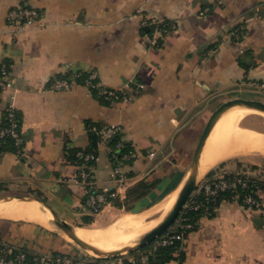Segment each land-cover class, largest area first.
I'll return each mask as SVG.
<instances>
[{
	"label": "crops",
	"instance_id": "0c3cea01",
	"mask_svg": "<svg viewBox=\"0 0 264 264\" xmlns=\"http://www.w3.org/2000/svg\"><path fill=\"white\" fill-rule=\"evenodd\" d=\"M218 1L0 0V59L10 65L13 82L0 93V120L9 105L21 116V147L0 151V194L33 192L74 226L94 217L75 180L80 166L66 156L87 146L89 121L119 124L137 153L121 166L119 199L144 178L158 182L134 208L156 201L153 206L180 187L211 112L228 98L264 100V90L250 85L264 81V0ZM16 6L41 16L14 31L7 11ZM150 20L177 27L155 46ZM73 71L94 73L99 86L127 90L131 98L103 103L79 83L47 88L53 76ZM90 166L97 185L113 186L114 163L104 145ZM110 206L121 209L108 201L102 211ZM0 240L37 253H78L59 231L32 220L0 216ZM185 250L181 263L166 264H264V215L222 200L213 216L199 219Z\"/></svg>",
	"mask_w": 264,
	"mask_h": 264
},
{
	"label": "built area",
	"instance_id": "2783aa9c",
	"mask_svg": "<svg viewBox=\"0 0 264 264\" xmlns=\"http://www.w3.org/2000/svg\"><path fill=\"white\" fill-rule=\"evenodd\" d=\"M220 1V0H219ZM218 1V2H219ZM209 11V7L203 8L199 14L204 15ZM40 12L36 9L16 6L12 7L7 11V22L8 25L18 31L23 29L27 24L35 22L40 18ZM147 25L152 30L150 43L157 46L163 35L173 29H176L177 23L169 20H150ZM234 35H238L236 29L232 32ZM80 76V71H73L65 75L53 76L49 81L47 88L50 90H69L74 85L78 84L76 78ZM96 75L94 73L88 74L84 85L92 87L98 84L94 82ZM12 78L10 75V65L0 59V93L6 89L12 87ZM251 86L264 90V81L251 82ZM126 87H130V83L126 84ZM137 87H143V84L137 83ZM105 98L112 99L116 97V93L113 90H104ZM130 95L125 94L122 96V100H130ZM90 131L95 132L98 135L96 147L104 145L111 158L115 160V164L111 171V179L113 186L97 185V181L92 175V167L80 166L75 180L79 181L85 192V204L91 212H98L107 203L108 198L120 196L118 194V187H120L125 180L123 171L121 169L122 164L128 160H134L137 157V153L134 149L130 148L124 151L121 155L117 156L114 154L113 149L108 145L109 140L118 132L121 131L119 124H101L92 125L89 127ZM12 138L15 141L20 138V124L17 117L16 110L12 105H9L0 120V146L5 138ZM122 142L118 141L115 147H121ZM155 152L151 151L148 153V157L152 158ZM78 155L83 156L84 161L93 160L95 161L98 157V153L93 151L79 152ZM259 179L249 173L235 171L234 173L229 170L221 168L215 169L211 174H208L202 180V184L198 190H195L189 195L187 201L183 205V208L177 217L179 220V231H170L161 238L158 237L153 241L155 248L159 245H166L172 243L174 240H181L184 237V230L191 229L193 223L188 221V217L184 214L189 210L201 209L204 214H210L216 210L215 201L223 194L228 193V198L231 201H236L244 206L255 208L264 215V190L259 186ZM253 187L255 189V196L247 190ZM123 198L124 195H121ZM213 205H210L212 204ZM176 219V220H177ZM149 250L145 253V256H140V259H128L129 264H142L147 259L148 255L155 249ZM142 257V258H141ZM83 257L77 254H43L29 251L25 248L12 245L10 243L0 240V264H87ZM125 264L121 259L115 260H102L100 264Z\"/></svg>",
	"mask_w": 264,
	"mask_h": 264
},
{
	"label": "bare ground",
	"instance_id": "6f19581e",
	"mask_svg": "<svg viewBox=\"0 0 264 264\" xmlns=\"http://www.w3.org/2000/svg\"><path fill=\"white\" fill-rule=\"evenodd\" d=\"M251 113L264 117V113L252 107L235 106L227 110L215 123L203 147L199 176L215 162L240 154L253 152L264 155V132L240 125V120ZM178 187L167 194L152 209L145 212H125L106 225L76 226V234L92 246L114 249L129 244L156 225L175 202ZM0 216L11 219L32 220L59 231L52 222L51 213L38 203L20 200L0 202ZM64 236V235H63Z\"/></svg>",
	"mask_w": 264,
	"mask_h": 264
},
{
	"label": "trees",
	"instance_id": "16d2710c",
	"mask_svg": "<svg viewBox=\"0 0 264 264\" xmlns=\"http://www.w3.org/2000/svg\"><path fill=\"white\" fill-rule=\"evenodd\" d=\"M235 29L237 30L238 33L240 32V30L237 27ZM67 74L68 73H65L63 75L66 76ZM87 76H88L87 73L80 72V76L76 78L77 83L84 84ZM95 81L96 80H94V82ZM134 85H135L134 81L130 82V87H132ZM89 88H90L92 95L94 97H96L97 99H99L103 103H108L109 101H111L113 99H121L123 95L129 94L127 90L126 91H119V90H115L113 88L102 87V86H99L98 84H96L92 87H89ZM104 90H113L116 93V97H113L112 99H106L105 93L103 92ZM16 113H17V117L19 120V124L21 126V116L18 112H16ZM92 125H98L99 126L101 124L93 123L90 121L86 123V128H87V133H88V144H87V146L81 150L78 148H72V149L67 150V154H66L67 159L71 163L76 165L77 167L84 166L87 168L90 165L94 164L93 160L84 161L83 156L78 155L77 151H81V152L85 153V152L94 150L96 153H98V150L96 147L98 135L95 132L89 130V127ZM121 135L122 134L120 131L117 134H115L108 142V145L113 149L114 154L117 156L121 155L124 151H127L130 148L133 149V147L129 143L125 142L122 139ZM118 141L122 142V146L116 148L115 144ZM20 147H21L20 138H19V140L15 141L14 139L7 137L4 139L3 143L1 144L0 151H5V150L6 151H15V150L19 149ZM108 156L110 158V161L115 164V160L113 158H111L109 154H108ZM131 161L132 160L125 161L123 164H129V163H131ZM219 165L222 166L223 163H221ZM221 166H218L215 169L221 168ZM237 167H239L238 164H237ZM251 168L257 169L258 166L252 165ZM214 170H211L208 174H211ZM263 170H264V165H263ZM229 172L234 173L235 171L231 170ZM157 182H158V179H145V178L141 179L138 182H136L135 184H133L127 188L125 195L122 199H119L118 196H115V197L108 198V201H110L114 206H116L118 208H122L126 211H131L134 209V203L136 201L140 200L141 198L145 197L151 191V189L155 187ZM258 184H259L260 188H262V190H264V180H259ZM247 191L251 192L252 194L257 196L254 193L255 189L253 187L249 188ZM228 197H229L228 193H223L217 198V200L215 201L214 204H216V207H217L218 204L220 203V201L230 200ZM85 198H86V196H85ZM210 205H213V203ZM214 213H215V210L212 211L210 214H207V215L204 214L201 209L189 210L184 215L186 217H188V221L193 223V228L184 230V237L181 240H174L170 244L157 246L148 255L145 263L146 264H166L167 262H169L171 260H177L179 263H181L186 257L185 245H186V240H187L189 233L197 227L198 221L202 216L211 217L214 215ZM92 220H93V217L91 215L83 217V223L84 224L91 223ZM83 226H85V225H83ZM177 230L179 231L180 229H177ZM167 231H169V229ZM149 245H147L143 248H140L139 250H143L146 247H148ZM139 250H137V251H139ZM115 257H121V256H115ZM115 257H112V259ZM94 259H95L94 261H88L87 264H97L98 261H100V260H107V259L111 260V258H106V259L94 258ZM124 263L129 264L127 261H124Z\"/></svg>",
	"mask_w": 264,
	"mask_h": 264
},
{
	"label": "water",
	"instance_id": "95a60500",
	"mask_svg": "<svg viewBox=\"0 0 264 264\" xmlns=\"http://www.w3.org/2000/svg\"><path fill=\"white\" fill-rule=\"evenodd\" d=\"M235 106L252 107L264 113V101L262 99L237 96L233 98H228L221 102L211 112L204 125V128L198 139L197 146L193 152L189 169L187 170L186 175L182 183L180 184L179 191L172 207L165 214L162 220H160L156 225H154L152 228H150L148 231L140 235L137 239H135L129 244H125L120 247L107 250L92 246L76 234V226L70 224L65 219L61 218L46 200L37 195L0 194V202L20 200L38 203L42 208L48 210L51 213L52 222L59 229L60 233H62L68 240L72 241L74 244L80 247L83 251H85L84 253H86V255L90 257L106 259L135 252L140 248L151 244L174 224L189 195L195 190L198 185L200 156L205 145L206 139L210 134V131L212 130L217 120L227 110Z\"/></svg>",
	"mask_w": 264,
	"mask_h": 264
},
{
	"label": "rangeland",
	"instance_id": "374dc122",
	"mask_svg": "<svg viewBox=\"0 0 264 264\" xmlns=\"http://www.w3.org/2000/svg\"><path fill=\"white\" fill-rule=\"evenodd\" d=\"M258 99H261V98H258ZM239 123L241 126L255 127V128L264 132V117L257 114V113H251V114L246 115L242 120H240ZM196 146H197V144H196ZM196 146H195V148H196ZM195 148L192 150L190 157H189V160L187 162V166H186L187 170L189 169V165H190L191 158H192V155H193ZM221 163H223L222 166L219 165ZM237 164L239 165V167H237ZM252 165L258 166V168L252 169L251 168ZM263 165H264V155L257 153V152H253V153H249V154H240L237 156H233L230 158L228 157L226 159L219 160V161L215 162L209 169L205 170V172L203 171L200 174L196 190H198L200 188V186L202 184V180L204 179V177L207 176L211 170H214L218 166H221V169H224L227 171L233 170V171H239V172H246V173H249L255 177H259L258 178L259 180H264ZM25 194L34 195L35 193L25 192ZM229 201H231V200H229ZM155 202H150L144 208H139V207L134 208L133 210H131V212L138 213V212H145V210L148 211V210L152 209L160 201L158 203H156L155 205L151 206ZM102 209L99 210L98 212H91L89 210L90 213L92 215H94L93 220L91 223L83 224V225H85L87 227L88 226L90 227V226L106 225V224H109V223H112L113 221H115L120 215L124 214L125 212H128L122 208L117 209L113 206H110L109 208H107L103 211H102ZM151 211L154 212L155 209H152ZM179 220L181 221V218L180 219L178 218L174 222V224L169 228V231H167L166 233H168L170 231H176L177 229H179L178 228L179 227ZM165 234L163 233L162 235H165ZM161 236H159V237L161 238ZM64 238L67 240V242H69L71 244L72 247L76 248L78 253L61 252V254H77L78 256L83 257L86 261H94L95 260L93 257L86 255V253H84L85 251H83L80 247H78L72 241L68 240L65 236H64ZM153 244L154 243L150 244L148 247H146L143 250H139V251L132 252V253H127V254L122 255L121 257H115L113 259L111 258V260L121 259L124 262V261H127L128 259H140V256H142V257L145 256L144 255L145 253H147L149 250H152V248H155V246ZM55 253H60V252H55ZM55 253H43V254H55ZM101 262H102V260L98 261L97 264H100ZM145 262H146V260H144L142 262V264H145Z\"/></svg>",
	"mask_w": 264,
	"mask_h": 264
}]
</instances>
